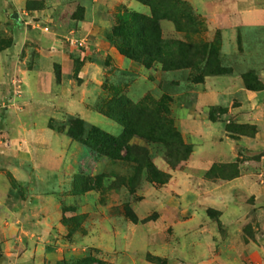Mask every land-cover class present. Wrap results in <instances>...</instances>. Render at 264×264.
<instances>
[{
	"label": "rangeland",
	"instance_id": "1",
	"mask_svg": "<svg viewBox=\"0 0 264 264\" xmlns=\"http://www.w3.org/2000/svg\"><path fill=\"white\" fill-rule=\"evenodd\" d=\"M7 1L0 50L23 41L0 65L26 113L0 131L52 135L32 159L0 152V264H264V143L245 152L264 128V24H212L187 0ZM70 118L82 137L125 118L143 159L90 149Z\"/></svg>",
	"mask_w": 264,
	"mask_h": 264
},
{
	"label": "crops",
	"instance_id": "2",
	"mask_svg": "<svg viewBox=\"0 0 264 264\" xmlns=\"http://www.w3.org/2000/svg\"><path fill=\"white\" fill-rule=\"evenodd\" d=\"M187 1L191 3L195 9L201 12L202 15H204L207 19H209L212 24L214 23V19L215 20L220 19L221 22L229 23V24L231 23V21L236 23L241 22L246 24H258V23L264 24V0H187ZM1 2L4 4L5 9L9 7L8 3H11L8 2L7 0H1ZM223 10L225 11L223 12ZM227 13L230 14L235 13V14L232 15V17H230L227 16ZM22 41H23V35L18 29H16L12 43L6 48L0 50V56L3 55L14 56V54H16V51L22 44ZM11 75H12V71L10 72V70L6 69L5 66L0 65V107H1L0 116L4 118V121L13 120V117H16L15 115H20L25 117V113H26L25 109H20V108L19 109L21 112H19V109L17 108L16 100L14 99V97L8 95L10 89L9 82L11 81V77H10ZM224 77L225 76H223V78ZM223 78L221 77L214 78L213 81L216 83L215 86H211L210 81L205 80V83L207 85L206 87L207 90L200 97L209 98V100L215 98L217 95L216 89H218L220 86L218 85V82H220V80H222ZM3 88H5V93L7 91V94H4V90L2 92ZM263 130L264 128L260 130L258 129L255 134V138L252 139L253 141L250 140L248 142V144L250 143L253 145L254 150L249 147L247 151L245 150V152H249V153L259 152L257 150L259 144H256L255 142L256 141L259 142L260 145L264 143ZM16 134L17 135L14 137L11 136L8 137V133H6L5 131H0V152L12 151L14 150V147H16L17 149H15V153L17 155L19 154V158L28 160L29 158L32 159V155L34 153L32 149L38 147V145H36V143L34 142L36 141L34 139L37 137L38 139L42 138V140L45 141L44 137L46 136L49 137L50 134L52 135V130L46 127H34L32 129H24L23 125L20 124V126H18L16 129ZM240 173L241 175L233 178L230 182L234 183V181L241 180L244 173L243 171Z\"/></svg>",
	"mask_w": 264,
	"mask_h": 264
},
{
	"label": "trees",
	"instance_id": "3",
	"mask_svg": "<svg viewBox=\"0 0 264 264\" xmlns=\"http://www.w3.org/2000/svg\"><path fill=\"white\" fill-rule=\"evenodd\" d=\"M175 61L171 60V63ZM177 66V64H172L169 68ZM122 106L124 107H130L131 103L129 100L122 98L120 100ZM118 123L122 126V132L117 137L108 136L107 134L91 127L90 131L86 134L85 137L81 136L82 133V127L81 122L75 118H70L67 120L68 128H67V134L71 137L78 138L84 145L89 147L90 149L103 153L104 155L113 158V159H130L135 160L139 163L140 159L135 158L136 156L131 155L130 152V145L127 144V141L129 137L131 136V132H129L128 125L126 123L125 118H119L117 119ZM240 127H250V135L254 134L255 129L254 126L249 125H240ZM225 130L229 133H237L236 131H233L232 128L229 125L225 126ZM239 134H245L240 132ZM180 150L184 147L183 143L179 141ZM123 151L122 154L120 151ZM180 152V151H179ZM143 157V156H142ZM143 159V158H142ZM141 159V160H142ZM140 166V165H139ZM145 167L147 176L151 178L153 181L157 183H164L165 180L163 179V174L161 172L156 171L153 166L147 162L145 166L141 165L140 168Z\"/></svg>",
	"mask_w": 264,
	"mask_h": 264
},
{
	"label": "built area",
	"instance_id": "4",
	"mask_svg": "<svg viewBox=\"0 0 264 264\" xmlns=\"http://www.w3.org/2000/svg\"><path fill=\"white\" fill-rule=\"evenodd\" d=\"M78 45H81V43H80V42H78Z\"/></svg>",
	"mask_w": 264,
	"mask_h": 264
}]
</instances>
